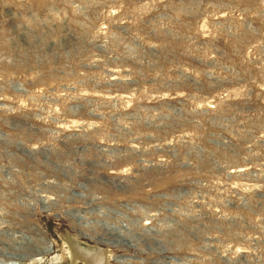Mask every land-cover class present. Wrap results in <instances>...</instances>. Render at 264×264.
Listing matches in <instances>:
<instances>
[{
	"label": "rangeland",
	"instance_id": "1",
	"mask_svg": "<svg viewBox=\"0 0 264 264\" xmlns=\"http://www.w3.org/2000/svg\"><path fill=\"white\" fill-rule=\"evenodd\" d=\"M264 264V0H0V264Z\"/></svg>",
	"mask_w": 264,
	"mask_h": 264
},
{
	"label": "bare ground",
	"instance_id": "2",
	"mask_svg": "<svg viewBox=\"0 0 264 264\" xmlns=\"http://www.w3.org/2000/svg\"><path fill=\"white\" fill-rule=\"evenodd\" d=\"M94 259V258H93ZM99 260L98 258H95L94 260H92L93 262H95V264H98L99 263Z\"/></svg>",
	"mask_w": 264,
	"mask_h": 264
}]
</instances>
